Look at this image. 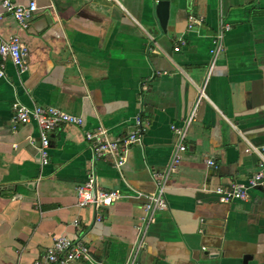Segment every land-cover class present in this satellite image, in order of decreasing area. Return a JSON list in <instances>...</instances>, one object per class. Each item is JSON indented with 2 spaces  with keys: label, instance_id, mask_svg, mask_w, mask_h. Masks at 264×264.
<instances>
[{
  "label": "crops",
  "instance_id": "0c3cea01",
  "mask_svg": "<svg viewBox=\"0 0 264 264\" xmlns=\"http://www.w3.org/2000/svg\"><path fill=\"white\" fill-rule=\"evenodd\" d=\"M158 1L35 0L27 28L3 14L0 39L19 36L28 55L23 72L0 57V264H34L58 235L89 248L88 260L72 264H130L146 202L132 191L157 189L154 172L165 170L174 149L170 126L183 125L194 108L167 206L156 210L138 261L244 264L249 255L246 264H264V186L249 189L246 200L221 202L214 193L258 169V156L245 148L264 144V0H167L164 27ZM15 101L83 121L49 133L42 164L37 124L11 127ZM138 113L143 130L124 165L96 157L85 132L102 126L124 137ZM89 174L129 195L79 207L76 188Z\"/></svg>",
  "mask_w": 264,
  "mask_h": 264
},
{
  "label": "built area",
  "instance_id": "2783aa9c",
  "mask_svg": "<svg viewBox=\"0 0 264 264\" xmlns=\"http://www.w3.org/2000/svg\"><path fill=\"white\" fill-rule=\"evenodd\" d=\"M2 10L0 11V20L3 14H10L22 28H27L30 24L32 14L37 9L35 0H30L27 4L14 3L11 0L1 1ZM191 23L195 22V18L190 15ZM191 23L189 26H191ZM226 26L220 28L218 33L217 45L211 50L216 57L223 51V32ZM28 48L22 42L19 36L10 35L6 39H0V57L10 62L21 72L27 68ZM213 64L210 67V71ZM4 64H0V78L3 77ZM204 94L203 87L200 89L199 98ZM198 98V99H199ZM195 108L190 112L186 122L183 125L172 124L171 130L176 136L174 149L170 160L163 172H154V176L159 178L157 181V189L153 191L143 192L133 190L135 197H144L146 202L143 204V214L138 217L139 224L136 225L138 231V242L132 253L130 264H140L138 259L141 252L146 247V232L148 226L154 221L156 210H163L167 206L164 196L165 190L169 183L170 177L178 171L183 153L187 149V133L191 122L194 119ZM35 122L38 126V152L42 164H47L49 158L50 139L49 133L60 124L80 125L82 117L61 110L51 105H34L26 106L20 102H13L11 127L16 129L19 125L27 122ZM135 130L121 138H111L107 134V130L98 126L94 130L85 132L87 140L91 141V148L94 155L104 161H110L117 169L121 168L127 161L130 146L140 140L143 130V120L140 114H136L134 118ZM246 152L254 153L258 156V169L251 174L244 182H230L227 186H219L214 189V193L221 202H230L232 200H246L248 191L251 188L264 186V144L253 145L248 144L245 148ZM206 164L211 167H217L213 158H207ZM77 205L85 207L93 205L95 208L102 206H110L112 203L127 197L129 194L123 193L120 189H104L98 185L93 174H89L88 178L76 188ZM89 248L81 241L74 240L68 235H58L52 240L46 250L34 264H72L79 259H89Z\"/></svg>",
  "mask_w": 264,
  "mask_h": 264
},
{
  "label": "water",
  "instance_id": "95a60500",
  "mask_svg": "<svg viewBox=\"0 0 264 264\" xmlns=\"http://www.w3.org/2000/svg\"><path fill=\"white\" fill-rule=\"evenodd\" d=\"M168 5H169V2L167 0H159L156 5V12L159 17L160 25L162 27H164L166 20L168 19V9H169ZM249 257H250L249 255H245L243 257L244 264H246Z\"/></svg>",
  "mask_w": 264,
  "mask_h": 264
}]
</instances>
